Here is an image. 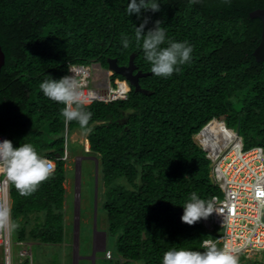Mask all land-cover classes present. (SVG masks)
Returning a JSON list of instances; mask_svg holds the SVG:
<instances>
[{
    "label": "trees",
    "instance_id": "1",
    "mask_svg": "<svg viewBox=\"0 0 264 264\" xmlns=\"http://www.w3.org/2000/svg\"><path fill=\"white\" fill-rule=\"evenodd\" d=\"M126 4L0 0V134L55 158L53 174L31 195L9 182L10 216L17 240H62L64 161L56 156L64 131L81 127L65 124L63 105L45 97L39 83L65 75L70 64L106 68L108 58L124 65L133 54L135 71L146 72L140 89L111 74L110 85L127 88L126 97L86 104L92 114L86 138L107 188L102 208L116 251L140 264H161L168 248L199 249L207 237L201 218L181 220L191 192L208 204L219 191L198 138L220 133L223 120L238 129L244 148H264V61L253 56L262 23L249 15L264 9V0H162L158 12L145 13L146 29L162 19L169 37L193 45L190 63L167 78L151 73L134 42L122 47V34L132 36L140 23L126 14Z\"/></svg>",
    "mask_w": 264,
    "mask_h": 264
},
{
    "label": "built area",
    "instance_id": "2",
    "mask_svg": "<svg viewBox=\"0 0 264 264\" xmlns=\"http://www.w3.org/2000/svg\"><path fill=\"white\" fill-rule=\"evenodd\" d=\"M92 64H70L67 69V72L71 71L82 79L86 104L125 98L128 89L112 87L106 76L104 88L97 87L92 79V86H89ZM110 87L115 92H111ZM221 122L223 130L220 133L209 132L200 145L210 160V179L220 192L212 195L208 202L213 211L201 218L207 236L205 240L216 242L218 247L227 246L235 250L239 264H264V148H244L238 129ZM4 138L6 136L0 134V139ZM46 157L55 165V158ZM56 158L67 160L66 142L63 153ZM8 190L9 181L0 176V246L3 248L4 264H11L9 240L12 220ZM16 244L22 246L17 262L27 259L30 264L28 244L23 240H16ZM105 256H110L109 250H106Z\"/></svg>",
    "mask_w": 264,
    "mask_h": 264
},
{
    "label": "clouds",
    "instance_id": "3",
    "mask_svg": "<svg viewBox=\"0 0 264 264\" xmlns=\"http://www.w3.org/2000/svg\"><path fill=\"white\" fill-rule=\"evenodd\" d=\"M162 0H127L126 14H133L140 20L135 24L134 34H122L121 45L128 49L135 44L149 63L151 73L157 77L167 78L180 71V66L190 63L193 45L187 40H175L167 35L162 26V19L154 20L153 26L146 29L151 19L145 13L160 10ZM43 95L62 104L60 112L65 124L76 121L85 134L91 133L89 126L91 112L86 107L82 91L83 81L68 71L65 75L54 78L50 74L40 83ZM55 165L39 152L30 142L14 145L9 138L0 139V176L7 179L22 196L31 195L42 181L54 172ZM181 220L193 224L213 211L195 192L182 205ZM161 264H239L235 250L227 246L218 247L216 242L204 240L199 249L189 247H170L164 251Z\"/></svg>",
    "mask_w": 264,
    "mask_h": 264
},
{
    "label": "crops",
    "instance_id": "4",
    "mask_svg": "<svg viewBox=\"0 0 264 264\" xmlns=\"http://www.w3.org/2000/svg\"><path fill=\"white\" fill-rule=\"evenodd\" d=\"M76 134L77 133L74 132L73 136ZM66 140L68 141V139ZM85 144L87 145L86 148L89 151V143L86 137ZM89 157H94L96 170L98 168L99 171L98 156L90 152L87 158ZM75 175H77L78 178V172H75ZM77 186L78 185L76 183V188L71 191L72 186L70 164L67 161L64 164L62 240L56 243L42 242L32 239L23 240L28 244L30 250L31 248L33 250V254L31 250L30 264H139L140 262L138 261L124 259L116 251V236L110 234L107 231L106 219L105 221H103L101 227H98L96 225V221L93 224L92 222L90 224V218L88 215H86L82 218L84 224V232H80L81 218L79 212L80 207L78 208V199H81V194ZM95 197H97L96 194ZM88 202L89 201L87 198V205ZM72 206L73 210L71 209ZM106 250L110 251L109 257L105 256ZM23 261H26L27 264H29V260L26 259Z\"/></svg>",
    "mask_w": 264,
    "mask_h": 264
},
{
    "label": "rangeland",
    "instance_id": "5",
    "mask_svg": "<svg viewBox=\"0 0 264 264\" xmlns=\"http://www.w3.org/2000/svg\"><path fill=\"white\" fill-rule=\"evenodd\" d=\"M91 67L92 69H91V78H90L89 86H92L91 85V79H92L93 83L97 85V87L99 86L100 88H104L103 82L105 81V75H106L104 69L101 66H99L97 63H93ZM107 82H108V79H107ZM74 132H76L77 134L73 136ZM227 132H231V130H228ZM63 137H64V143L67 141L66 139H68L67 151H68L69 156L66 162L68 161V163L70 164L71 186H72L71 191H73L76 188V183H77L78 185L77 187L79 188V191L81 194V199L80 198L78 199V208L80 207L79 209L80 218H81L80 219V232L83 233L84 224H83L82 218L84 216L86 215L89 216L90 224L91 222L93 224L96 221V225L98 227H101V225L103 224V221H105L106 216H105V213H104V210L101 204L103 200L105 199L107 188L101 179L102 177L100 173V167H99V171H98V168L96 170V164H95L94 157L87 158L90 152L86 148L87 147V145L85 144L86 134L82 131V129L75 128L74 130H71L69 132L65 130L63 133ZM6 138L12 139L14 145L18 144V140L14 138L13 136L7 135ZM195 139H197V137H195ZM199 139H203V138H198V140ZM199 141L201 143L203 140H199ZM66 162H64V164ZM75 172L76 173L78 172V178H77V175H75ZM119 182L124 183V180L120 179ZM219 193L220 192L217 191V194ZM95 194L97 197H95ZM87 198L89 201L88 205H87ZM71 209L73 210V206ZM16 240H17L16 230H15V227L12 225L10 227V240H9L10 241L11 264H16L17 259L19 257L18 255L19 251L22 249V246H19L16 244ZM32 254H33V250H32ZM0 264H4L2 246H0Z\"/></svg>",
    "mask_w": 264,
    "mask_h": 264
},
{
    "label": "water",
    "instance_id": "6",
    "mask_svg": "<svg viewBox=\"0 0 264 264\" xmlns=\"http://www.w3.org/2000/svg\"><path fill=\"white\" fill-rule=\"evenodd\" d=\"M249 15L251 17L259 18L262 23L260 40L258 45L255 47L253 51V56L256 61H264V9L262 8L255 9L251 11ZM133 56H134L133 54H130L127 64L124 65H118L115 58L107 59V67L103 69L106 73L108 83H109V76L113 73H118L121 76H123L130 85L134 86L135 90L140 89L138 84V79L139 77L145 75L146 72H141L140 70L135 71V65L133 64ZM3 63H4V54L0 47V67L2 66ZM97 64L100 66L99 63ZM12 225L14 227L17 226L15 222H12Z\"/></svg>",
    "mask_w": 264,
    "mask_h": 264
},
{
    "label": "bare ground",
    "instance_id": "7",
    "mask_svg": "<svg viewBox=\"0 0 264 264\" xmlns=\"http://www.w3.org/2000/svg\"><path fill=\"white\" fill-rule=\"evenodd\" d=\"M109 89H110L111 92H115V91H113V89H112L111 87H110ZM199 140H206V138L199 139ZM199 142H200V141H199ZM199 142H198V143H199ZM199 145H201V143H199Z\"/></svg>",
    "mask_w": 264,
    "mask_h": 264
}]
</instances>
